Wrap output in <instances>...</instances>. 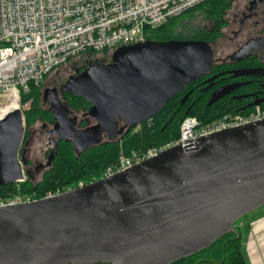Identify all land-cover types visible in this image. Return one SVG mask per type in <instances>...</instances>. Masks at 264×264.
<instances>
[{"label": "water", "instance_id": "95a60500", "mask_svg": "<svg viewBox=\"0 0 264 264\" xmlns=\"http://www.w3.org/2000/svg\"><path fill=\"white\" fill-rule=\"evenodd\" d=\"M264 49V38L245 52ZM211 44L196 40L135 43L117 48L64 86L92 107L99 122L77 130L59 104L55 133L100 137L121 118L137 126L158 115L212 71ZM26 132L21 109L0 118V185L25 179L19 155ZM264 206V120L173 145L115 176L54 197L0 208V264H174L196 255ZM226 245V243L224 244Z\"/></svg>", "mask_w": 264, "mask_h": 264}, {"label": "built area", "instance_id": "2783aa9c", "mask_svg": "<svg viewBox=\"0 0 264 264\" xmlns=\"http://www.w3.org/2000/svg\"><path fill=\"white\" fill-rule=\"evenodd\" d=\"M205 1L0 0V97H15L19 102L21 93H28L32 85L40 86L70 60L88 51L144 42L148 29ZM263 120L264 111L259 108L250 115H235L205 127L190 117L182 123L174 145L188 150L203 137ZM162 151L152 147L122 155L105 169L102 179L124 173ZM59 194L52 192L45 198ZM35 200L29 196L0 199V208Z\"/></svg>", "mask_w": 264, "mask_h": 264}, {"label": "trees", "instance_id": "16d2710c", "mask_svg": "<svg viewBox=\"0 0 264 264\" xmlns=\"http://www.w3.org/2000/svg\"><path fill=\"white\" fill-rule=\"evenodd\" d=\"M234 1L207 0L176 17L169 18L157 27L148 29L147 39L159 42L196 40L212 44L222 37L226 24L224 17ZM115 50L88 51L82 56L91 58L104 55L110 59ZM213 73H216L215 69ZM198 82H193L184 92L171 99L163 110L148 122L126 129L123 138L118 142L93 148L82 156L75 155L70 142H61L56 149L57 155L52 168L43 177L34 178L27 175L22 182L0 185V199L29 196L38 200L52 192H67L80 181L90 184L101 179L105 169L114 166L122 155L143 152L152 147L165 150L173 146L180 137L182 123L190 117L197 119L200 125L205 127L235 115H250L258 108L264 111V103L258 105L248 102V95L219 97L214 95L211 89L204 90L200 86L195 87L194 92L187 98L186 91ZM40 86L32 85L28 93L20 95L26 128L47 119V112L41 108ZM68 101L76 115L87 117L92 107L89 102L79 96H70ZM237 228L240 231L238 239L235 233H230L200 253L174 264H250L243 232Z\"/></svg>", "mask_w": 264, "mask_h": 264}, {"label": "flooded vegetation", "instance_id": "af4514ba", "mask_svg": "<svg viewBox=\"0 0 264 264\" xmlns=\"http://www.w3.org/2000/svg\"><path fill=\"white\" fill-rule=\"evenodd\" d=\"M263 5L264 0H252V2L250 3V8L248 9V13L243 12V18L241 19L240 26L245 27V22L253 18L257 14L256 9ZM261 30L262 31L260 34L250 36L245 41L236 42V48L232 49L230 53H223L222 55L217 56L213 51L215 61L212 71L201 80H198L199 82L195 84L193 88H190L186 91L187 98L190 97V95L194 92L195 87L200 86L203 87L204 90L211 89L214 95L219 97L224 95L234 96L243 94L250 97L248 99V102L258 105L263 104L264 49H255L245 52L246 46L249 42L255 39L264 38V28H262ZM238 36L239 35H237V37ZM111 61L100 64L108 65ZM72 62L75 66L72 67L70 74L66 73L58 78H55L54 76H48L41 84V108L49 114L46 113L47 119L40 121L42 122V135L39 138L44 139V136L46 135L45 143L48 145V148L42 155L43 159L40 157H35L33 159L29 157L34 144L32 141L33 138L31 139L29 136L30 134L27 130L28 127L26 128L24 141L19 155V159L26 176H33V174L40 171L39 175L43 177L52 168L57 155L56 149L58 145L63 141L70 142L72 144V147L74 148L75 155L82 156L86 155L87 152L93 148L110 145L120 141L124 136V131L130 127H133L126 124V122L121 118H118L110 125L103 127L100 137H98L97 139L85 138V140H83L82 137V141L80 140L77 144L79 149L83 148L80 152L77 151L78 149L76 148V144L73 139L62 138L61 134L59 135L55 133L54 126L56 123V115L52 112V109L54 106H57L59 104L70 110V118H77V130L81 131L88 128L94 129L99 124V122L94 120L89 115V113L86 118L84 116L80 117L79 115H76L74 113V110L69 105L68 101V99H70V96L76 95L64 89V86H66V84L72 77L79 76L95 63L89 64L81 62L74 63V61ZM214 69L216 70V73H213ZM190 86L191 84L187 88H189ZM43 104L47 105L48 107H43ZM50 116L51 118H49ZM25 169L28 170L25 171ZM79 185L86 186L88 184L86 181H80L77 183V185H73L71 188H77Z\"/></svg>", "mask_w": 264, "mask_h": 264}, {"label": "rangeland", "instance_id": "374dc122", "mask_svg": "<svg viewBox=\"0 0 264 264\" xmlns=\"http://www.w3.org/2000/svg\"><path fill=\"white\" fill-rule=\"evenodd\" d=\"M252 0H235L232 8L229 9L224 17V20L226 22L222 32L223 35L221 38L214 41L212 45V49L214 53L219 56L227 53H230L232 49L236 48V42H242L247 40L250 36H255L256 34L261 33V29L264 28V5L260 6L256 9V15L251 18L249 21L245 22V27H241V19L243 18V12L248 13V9L250 8V3ZM258 26V27H257ZM237 35H239L237 37ZM148 38V37H147ZM112 58H107V56L100 55V56H94L91 58H87L86 56H81L76 59H72L74 63H89V64H100V63H106L109 62ZM71 61V60H70ZM71 61V62H72ZM68 62L67 64L61 66L60 68L56 69L53 73H51L49 76H54L55 78L61 77L66 73L71 72L72 67L75 66L73 62ZM47 82V81H46ZM41 91H42V86ZM9 103V96L0 97V105H4ZM19 109L22 110L21 101L19 100ZM42 103V100H41ZM43 107L47 108L48 106L43 104ZM41 121V120H40ZM38 121L34 125L28 126L27 130L29 132V136L32 139L33 138V147L31 149V153L29 157L32 159L35 157H40L43 159L42 155L47 150V144L46 142V135L44 136V139L39 138L41 137V128H42V122ZM28 170V169H27ZM25 169V171H27ZM40 171L33 174L34 178H40L39 175ZM263 222L264 223V206L244 218L240 219L236 223V227H239L240 230L243 232L244 235V241L246 245L247 237L251 230H256L258 228H254V225L256 223Z\"/></svg>", "mask_w": 264, "mask_h": 264}, {"label": "crops", "instance_id": "0c3cea01", "mask_svg": "<svg viewBox=\"0 0 264 264\" xmlns=\"http://www.w3.org/2000/svg\"><path fill=\"white\" fill-rule=\"evenodd\" d=\"M246 240V252L250 264H264V223L257 222Z\"/></svg>", "mask_w": 264, "mask_h": 264}, {"label": "bare ground", "instance_id": "6f19581e", "mask_svg": "<svg viewBox=\"0 0 264 264\" xmlns=\"http://www.w3.org/2000/svg\"><path fill=\"white\" fill-rule=\"evenodd\" d=\"M18 99L15 97L9 98V103L0 105V118L5 117L11 111L19 109Z\"/></svg>", "mask_w": 264, "mask_h": 264}]
</instances>
